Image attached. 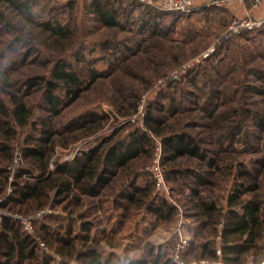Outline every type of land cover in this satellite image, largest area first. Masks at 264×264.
<instances>
[{
	"label": "trees",
	"instance_id": "16d2710c",
	"mask_svg": "<svg viewBox=\"0 0 264 264\" xmlns=\"http://www.w3.org/2000/svg\"><path fill=\"white\" fill-rule=\"evenodd\" d=\"M121 2L89 0L86 12L102 26H119ZM39 5L40 0H0V196L8 176L2 160H11L16 128L31 126L38 132L21 150L38 171L32 177V169L15 173L0 208L26 214L50 205L64 216L35 224L50 252H44L18 221L1 216L0 264H116L122 262L120 250L129 264H262L264 69L247 66L241 50L245 46L239 49L236 44L226 59L212 65L217 77L205 71L201 86L195 83L199 72L194 67L183 71L181 79L167 81L163 95L169 121L151 116L149 108L144 127L113 133L104 138V148L96 144L73 159L55 161L48 170L57 143L65 145L100 125L101 115L95 112L60 119L99 80L110 78L114 103L137 98L135 91L124 93L120 79L112 77L113 66L98 70L92 65L95 59L85 57L87 42L76 18L41 17L34 10ZM135 5L131 1L130 10ZM156 9L163 10L147 5L140 15L153 18ZM249 74L254 79H248ZM186 77L196 91L182 90ZM218 77L222 85L214 87ZM185 98L188 105L182 106ZM135 100L128 103L134 111ZM37 109L43 115L32 121ZM150 136L162 144V164L189 219L183 226L189 241L177 258L175 239L159 244L148 239L157 224L170 226L178 220L174 204L154 196L149 183H137ZM236 143L243 147L237 149ZM243 153L255 156L246 161ZM23 176L32 179L20 181ZM225 178L230 181L227 192L219 195L215 188ZM94 199L93 205L101 209L102 229L88 217Z\"/></svg>",
	"mask_w": 264,
	"mask_h": 264
},
{
	"label": "rangeland",
	"instance_id": "374dc122",
	"mask_svg": "<svg viewBox=\"0 0 264 264\" xmlns=\"http://www.w3.org/2000/svg\"><path fill=\"white\" fill-rule=\"evenodd\" d=\"M88 1L89 0H40V5L36 6L34 10H36L41 17L55 16L58 19L66 20L71 14L73 19L76 18L83 30L81 36L87 42V50L84 53L85 57L88 59L94 58L95 61L92 65L98 70H104L113 66L115 70L113 71L112 77H118L120 79L122 87L126 89L124 93L135 91L137 99L135 100V98L127 97L125 102L114 103L111 99L112 86L110 85V78L99 80V82L86 91L80 99L68 107L60 119L64 122L81 115H86L90 112H95L101 115L100 125L93 133L81 135L78 138L72 139L65 145L57 143L48 163V170L53 168L55 161L73 159L80 151L88 150L96 144L101 143V147L104 148V138L113 133L123 135L134 128L144 127L145 118L142 126L127 121V118L133 114L135 109L131 110L128 103L135 100L137 107L147 92L148 97L145 99L146 113L148 114V109L150 108V110H152L149 113L151 116L161 115L162 118H166V121H169L167 117L169 104L168 100L163 95L167 83L156 88L155 84L159 79L174 71H178L179 74H181L186 70V68H181L182 65L210 49L211 45L214 46L209 55L200 63L192 66L199 72L196 74L197 76L195 78V83L198 86H201V83L206 79L204 76L205 71L208 72L209 75L216 76V72L212 71V65L217 64L221 57L223 58L226 53V55H228L237 45L239 49H241V45L245 46L241 50H244L247 66L264 69V25L252 30L243 31L221 42L220 37L225 33L227 25L233 18L230 12V4L225 7L202 8L197 6L201 9L192 10L187 13H176L175 11L156 9L155 11L153 10L154 17L152 18L148 15H143V17L140 15V11L145 5L143 6L141 3L135 1V4L138 5H135L132 10H130L131 1L134 0H122V9L118 16L119 26L106 27L100 25L93 19L91 14L86 12ZM243 1L248 5L250 0ZM68 2L73 3V5L71 7L68 6ZM147 19H150L148 22L149 24L147 25L146 23L143 26L142 23ZM218 39H220L221 43L217 42ZM103 41L104 48L101 46ZM217 48L218 51L216 52L215 49ZM144 49H147V54L143 52ZM223 59H226V57ZM223 72L224 70H221V73ZM248 79L254 78L249 74ZM188 80V77H186L180 85L185 93L188 90H195V87L187 82ZM221 80L222 78L218 77L213 86L220 87V85H222ZM255 81L259 83V80ZM246 100L248 101L249 99ZM181 105H188L186 98L182 100ZM155 107L159 108V112L155 111ZM33 113L32 121H36L38 117L43 115V112L38 109L34 110ZM30 127L31 126L16 128V133L10 142L12 146L11 156L15 151H20L22 153L21 150L25 146L26 139H28L30 135H37V130L32 131ZM153 137L154 136H150L149 152L143 156L146 163L142 169V175L137 179L138 184L149 183L152 186V175L148 169V165L154 147ZM235 147H237V149L242 148L243 144L236 143ZM254 156L255 154L243 153L241 158L248 161ZM147 163L148 165L146 166ZM9 164L10 160H2L3 167H7ZM162 168L165 173L166 181L171 188L174 201L180 206L181 212L178 210V220L172 225L162 226L157 224L154 230L149 233L148 239L155 244L165 243L170 239H176L175 232L179 227V221H181L182 226L189 222V219L184 217V208L179 200L181 197L172 189L173 182L164 169V164H162ZM25 169H32L30 171L32 172L31 177L38 171L33 167L28 158L22 156V163H20V166L16 168L14 173ZM25 177L32 179L29 176H23L19 178L20 181L26 179ZM13 180H15V175ZM229 183V178L220 180L219 185L215 188L216 193L219 195L226 194ZM3 193H5V191ZM95 200L96 199L90 204V213L88 217L94 220L99 229H102L104 227L102 213L101 209L93 205L96 203ZM53 209L63 213V211L54 206ZM34 211L26 214L18 211H14V213L30 215ZM62 216H64V213ZM57 218V215H47L39 222L34 221L31 234L34 235L35 238L40 237V235L36 234L38 231L35 224L41 221L54 223L57 221ZM121 232L120 230L119 233ZM47 248V250L43 251L50 252L51 248L48 245ZM102 250H104V245ZM119 254L122 262L127 260L124 258L121 250ZM122 262L119 261L116 264H122Z\"/></svg>",
	"mask_w": 264,
	"mask_h": 264
},
{
	"label": "built area",
	"instance_id": "2783aa9c",
	"mask_svg": "<svg viewBox=\"0 0 264 264\" xmlns=\"http://www.w3.org/2000/svg\"><path fill=\"white\" fill-rule=\"evenodd\" d=\"M136 2L141 3L143 6H153L166 11H176L187 13L192 11L193 8L200 7H225L229 5L232 0H134ZM264 6V0H250L248 5L245 6L244 13L242 16H234L227 28L225 33L222 35L221 42L229 39L231 36L239 34L246 30H252L264 25V14L260 16H256L254 11L259 7ZM220 42V39L217 41ZM220 42V43H221ZM216 43V42H215ZM213 46L211 45L210 49L204 51L202 54L194 57L189 60L187 63L182 65L181 68H191L192 66L200 63L205 57L209 55V53L213 50ZM180 70V69H179ZM180 78V74L178 71H174L169 73L159 79L155 84V88L167 83V81H174ZM148 93V92H147ZM145 94L141 99L139 105L136 107V110L127 118L128 122L135 123L136 125H143V120L146 115L145 108V99H147L148 94ZM154 138V147L151 155V160L148 165V169L152 175V193L156 197H163L171 204H174L177 209L181 212L180 206L174 201L172 191L170 186L168 185L165 177V173L162 168V160H163V148L162 144L158 138ZM22 163V153L20 151H15L11 157L10 164L6 167L7 169V185L5 187V193L0 196V201L11 192L12 186L11 183L13 181V177L15 175L14 171L17 167ZM3 215H9L14 220L18 221L23 228L24 231L31 233L33 230V224L35 222H39L47 215H63V213L58 210H54L52 206L47 205L43 208L37 209L30 215H21L20 213H14L11 211H6L0 208V218ZM175 239V251L174 258L178 257V254L182 250V248L188 243L189 235L184 231L181 221H179V227L177 228ZM219 240V236L216 237ZM37 241L42 250H47V244L40 237H37ZM220 247L216 248V253L220 254ZM264 264V261L261 262ZM122 264H129L127 260L123 261ZM181 264H195L192 263H183ZM219 264H223L219 262Z\"/></svg>",
	"mask_w": 264,
	"mask_h": 264
},
{
	"label": "crops",
	"instance_id": "0c3cea01",
	"mask_svg": "<svg viewBox=\"0 0 264 264\" xmlns=\"http://www.w3.org/2000/svg\"><path fill=\"white\" fill-rule=\"evenodd\" d=\"M231 8H230V12L232 14V16H242L244 13V9H245V2L243 0H232V2L230 3ZM254 14L256 16H260L262 14H264V6L259 7L258 9H256L254 11ZM159 244V243H157Z\"/></svg>",
	"mask_w": 264,
	"mask_h": 264
}]
</instances>
